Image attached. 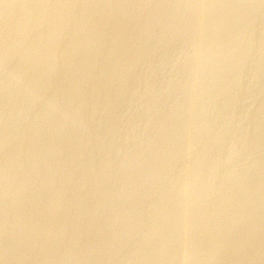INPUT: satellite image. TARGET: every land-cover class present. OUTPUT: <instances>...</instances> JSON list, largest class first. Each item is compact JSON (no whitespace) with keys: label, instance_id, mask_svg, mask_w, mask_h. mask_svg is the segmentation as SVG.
<instances>
[{"label":"rangeland","instance_id":"1","mask_svg":"<svg viewBox=\"0 0 264 264\" xmlns=\"http://www.w3.org/2000/svg\"><path fill=\"white\" fill-rule=\"evenodd\" d=\"M2 1L0 264H262L264 0Z\"/></svg>","mask_w":264,"mask_h":264},{"label":"bare ground","instance_id":"2","mask_svg":"<svg viewBox=\"0 0 264 264\" xmlns=\"http://www.w3.org/2000/svg\"><path fill=\"white\" fill-rule=\"evenodd\" d=\"M0 1H2V0H0ZM78 1V0H77ZM106 1V0H105ZM202 1V0H201ZM225 1V0H224ZM224 1H223V3H224ZM3 2V1H2ZM16 2V1H15ZM18 2V1H17ZM38 2V1H37ZM67 2V1H66ZM236 2V1H235ZM46 3V2H45ZM182 3V2H181ZM199 3V2H198ZM10 4V3H9ZM14 4H16V3H14ZM19 4V3H18ZM40 4H42V3H40ZM127 4V3H126ZM153 4V3H152ZM113 5V4H112ZM116 5V4H115ZM2 6V5H1ZM0 6V7H1ZM40 6V5H39ZM231 6V5H230ZM47 7V6H46ZM101 7V6H100ZM137 7V6H136ZM202 7V6H201ZM18 8V7H17ZM224 8V7H223ZM6 9V8H5ZM78 9V8H77ZM149 9V8H148ZM136 10V9H135ZM164 10V9H163ZM9 11V10H8ZM209 11V10H208ZM248 11V10H247ZM24 12V11H23ZM76 12V11H75ZM197 12V11H196ZM54 13V12H53ZM180 13V12H179ZM245 13V12H244ZM251 13V12H250ZM28 14V13H27ZM40 14V13H39ZM206 14V13H205ZM204 15V14H203ZM216 16V15H215ZM221 16V15H220ZM46 18H47V16H46ZM201 18V17H200ZM222 18H223V16H222ZM238 18V17H237ZM101 19V18H100ZM204 19H205V17H204ZM13 20V19H12ZM80 20H82V19H79V21ZM226 20V19H225ZM23 21V20H22ZM35 21V20H34ZM39 21V20H38ZM205 21V20H204ZM219 21V20H218ZM62 22V21H61ZM168 22V21H167ZM186 22V21H185ZM192 22V21H191ZM263 22V21H262ZM26 23V22H25ZM67 23V22H66ZM101 23V22H100ZM129 23V22H128ZM140 23V22H139ZM196 23V22H195ZM204 23V22H203ZM13 24V23H12ZM76 24V23H75ZM156 24V23H155ZM41 25V24H40ZM63 25V24H62ZM131 25V24H130ZM229 25V24H228ZM4 26V25H3ZM24 26V25H23ZM69 26V25H68ZM67 26V27H68ZM72 26V25H71ZM101 26V25H100ZM12 27V26H11ZM19 27V26H18ZM22 27V26H21ZM27 27V26H26ZM39 27V26H38ZM49 27V26H48ZM60 27V26H59ZM211 27V26H210ZM232 27V26H231ZM230 27V28H231ZM28 28V27H27ZM56 28H57V26H56ZM61 28V27H60ZM63 28V27H62ZM74 28V27H73ZM123 28V27H122ZM149 28V27H148ZM199 28V27H198ZM201 28V27H200ZM78 29V28H77ZM205 29V28H204ZM232 29V28H231ZM14 30V29H13ZM22 30H24V28L22 29ZM22 30H21V32H22ZM41 30V29H40ZM57 30V29H56ZM76 30V29H75ZM114 30V29H113ZM123 30V29H122ZM185 30V29H184ZM29 31V30H28ZM58 31V30H57ZM197 31V30H196ZM25 32V31H24ZM62 32V31H61ZM198 32V31H197ZM235 32V31H234ZM262 32V31H261ZM20 33V32H19ZM35 33V32H34ZM55 33H56V31H55ZM59 33V32H58ZM65 33V32H64ZM107 33V32H106ZM192 33V32H191ZM195 33V32H194ZM17 34H18V32H17ZM196 34V33H195ZM256 34V33H255ZM30 35V34H29ZM53 35V34H52ZM95 35V34H94ZM213 35V34H212ZM54 36V35H53ZM78 36V35H77ZM33 37V36H32ZM141 37V36H140ZM203 37V36H202ZM12 38V37H11ZM19 38V37H18ZM83 38V37H82ZM94 38H96V37H94ZM101 38V37H100ZM3 39V38H2ZM91 38H89V40H90ZM93 39V38H92ZM125 39V38H124ZM132 39V38H131ZM208 39V38H207ZM36 40V39H35ZM54 40H55V38H54ZM95 40V39H94ZM93 40V41H94ZM97 40V39H96ZM110 40V39H109ZM238 40V39H237ZM236 40V41H237ZM8 41V40H7ZM17 41V40H16ZM39 41V40H38ZM73 41V40H72ZM83 41H84V39H83ZM93 41H89V42H93ZM53 42V41H52ZM78 42V41H77ZM176 42V41H175ZM203 42V41H202ZM221 42V41H220ZM14 43V42H13ZM61 43V42H60ZM69 43V42H68ZM128 43V42H127ZM226 43V42H225ZM11 44V43H10ZM28 44V43H27ZM73 44V43H72ZM147 44V43H146ZM81 45V44H80ZM115 45V44H114ZM17 46V45H16ZM29 46V45H28ZM41 46V45H40ZM71 46V45H70ZM140 46V45H139ZM182 46V45H181ZM210 46V45H209ZM79 47H81V46H79ZM152 47V46H151ZM17 48V47H16ZM50 48V47H49ZM48 48V49H49ZM65 48V47H64ZM72 48V47H71ZM93 48V47H92ZM229 48V47H228ZM255 48V47H254ZM27 49V48H26ZM39 49V48H38ZM58 49V48H57ZM192 49V48H191ZM203 49V48H202ZM20 50V49H19ZM102 50V49H101ZM135 50V49H134ZM188 50V49H187ZM24 51H25V49H24ZM28 51V50H27ZM41 51V50H40ZM48 51V50H47ZM60 51V50H59ZM100 51V50H99ZM233 51V50H232ZM11 52V51H10ZM18 52V51H17ZM106 52H108V50H106ZM167 52V51H166ZM218 52V51H217ZM226 52V51H225ZM13 53V52H12ZM27 53V52H26ZM76 53V52H75ZM85 53V52H84ZM96 53V52H95ZM17 54V53H16ZM38 54H40L39 52H38ZM37 54V55H38ZM52 54V53H51ZM147 54V53H146ZM202 54V53H201ZM236 54V53H235ZM4 56H5V54H3ZM45 55V54H44ZM68 55V54H67ZM0 56H2V55H0ZM50 56V55H49ZM62 56H63V54H62ZM70 56V55H69ZM140 56V55H139ZM79 57V56H78ZM86 57V56H85ZM25 58V57H24ZM53 59H54V57H52ZM60 58V57H59ZM118 58V57H117ZM139 58V57H138ZM227 58V57H226ZM1 59V58H0ZM31 59V58H30ZM41 59V58H40ZM56 59H58V58H56ZM68 59V58H67ZM93 59H94V57H93ZM149 59V58H148ZM201 59V58H200ZM3 60H4V58H3ZM28 60V59H27ZM33 60V59H32ZM63 60V59H62ZM89 60V59H88ZM99 60V59H98ZM131 60V59H130ZM147 60V59H146ZM23 61V60H22ZM24 61H25V59H24ZM1 62V61H0ZM56 62V61H55ZM87 62V61H86ZM5 63V62H4ZM7 63V62H6ZM37 64V63H36ZM68 64V63H67ZM75 64V63H74ZM89 64V63H88ZM98 64H100V63H98ZM15 65V64H14ZM28 65V64H27ZM38 65V64H37ZM48 65V64H47ZM60 65V64H59ZM76 65V64H75ZM110 65H111V63H110ZM260 65V64H259ZM36 66V65H35ZM17 67V66H16ZM21 67V66H20ZM52 67V66H51ZM61 67V66H60ZM67 67V66H66ZM90 67V66H89ZM43 68H44V66H43ZM42 68V69H43ZM17 69V68H16ZM32 69H33V67H32ZM52 69V68H51ZM70 69V68H69ZM76 69V68H75ZM90 69V68H89ZM98 69H99V67H98ZM17 70H19V69H17ZM21 70V69H20ZM19 70V71H20ZM28 70V69H27ZM61 70V69H60ZM88 70V69H87ZM94 70H95V68H94ZM93 70V71H94ZM103 70V69H102ZM92 71V72H93ZM22 72V71H21ZM31 72V71H30ZM40 72V71H39ZM84 72H85V69H84ZM125 72V71H124ZM28 73V72H27ZM47 73V72H46ZM94 73V72H93ZM110 73V72H109ZM212 73V72H211ZM217 73V72H216ZM20 74V73H19ZM29 74V73H28ZM82 74V73H81ZM199 74V73H198ZM240 74V73H239ZM38 75H40V73L38 74ZM38 75H36L37 77H38ZM47 75V74H46ZM52 75V74H51ZM88 75V74H87ZM106 75V74H105ZM117 75V74H116ZM223 75V74H222ZM16 76V75H15ZM19 76V75H18ZM27 76V75H26ZM43 76V75H42ZM70 76H72V75H70ZM81 76V75H80ZM79 76V77H80ZM103 76V75H102ZM115 76V75H114ZM131 76V75H130ZM1 77V76H0ZM105 77V76H104ZM125 77V76H124ZM114 78V77H113ZM201 78V77H200ZM6 79V78H5ZM18 79V78H17ZM20 79V78H19ZM18 79V80H19ZM33 79V78H32ZM56 79V78H55ZM13 80V79H12ZM18 80H16V82L18 81ZM25 80V79H24ZM37 80V79H36ZM54 80V79H53ZM74 80V79H73ZM90 80V79H89ZM8 81V80H7ZM15 81V80H14ZM33 81V80H32ZM56 81V80H55ZM201 81V80H200ZM23 82V81H22ZM26 82V81H25ZM111 82H112V80H111ZM15 83V82H14ZM43 83V82H42ZM57 83V82H56ZM87 83V82H86ZM110 83V82H109ZM38 84V83H37ZM41 84V83H40ZM94 84V83H93ZM193 84V83H192ZM241 84V83H240ZM2 85V84H1ZM17 85V84H16ZM20 85H22V84H20ZM34 85V84H33ZM79 85V84H78ZM107 85V84H106ZM6 86V85H5ZM4 86V87H5ZM43 86V85H42ZM14 87V86H13ZM205 87V86H204ZM250 87V86H249ZM71 88H73V87H71ZM80 88V87H79ZM83 88V87H82ZM194 88V87H193ZM2 89V88H1ZM18 88H16V90H17ZM36 89V88H35ZM44 89V88H43ZM60 89V88H59ZM63 89V88H62ZM98 89V88H97ZM183 89V88H182ZM28 90V89H27ZM92 90V89H91ZM96 90V89H95ZM102 90V89H101ZM193 90V89H192ZM5 91V90H4ZM25 91H26V89H25ZM31 91V90H30ZM81 91V90H80ZM82 92V91H81ZM95 92V91H94ZM97 92V91H96ZM95 92V93H96ZM171 92V91H170ZM221 92V91H220ZM6 93V92H5ZM8 93V92H7ZM36 93V92H35ZM69 93V92H68ZM38 95H40L39 93H37ZM42 94V93H41ZM45 94V93H44ZM73 94V93H72ZM102 94V93H101ZM46 95V94H45ZM174 95V94H173ZM15 96V95H14ZM71 96V95H70ZM74 96V95H73ZM79 96V95H78ZM192 96V95H191ZM7 97V96H6ZM12 97V96H11ZM18 97H19V95H18ZM31 97V96H30ZM88 97V96H87ZM170 97V96H169ZM20 98V97H19ZM38 98V97H37ZM52 98V97H51ZM89 98V97H88ZM197 98V97H196ZM29 99V98H28ZM40 99H42V98H40ZM70 99V98H69ZM75 99V98H74ZM81 99V98H80ZM83 99V98H82ZM81 99V100H82ZM95 99H97V98H95ZM112 99V98H111ZM122 99V98H121ZM6 100V99H5ZM50 100V99H49ZM107 100V99H106ZM116 100V99H115ZM68 101V100H67ZM86 101V100H85ZM92 101V100H91ZM95 101V100H94ZM93 101V102H94ZM50 102V101H49ZM48 102V103H49ZM3 103V102H2ZM6 103H7V101H6ZM54 103V102H53ZM62 104V103H61ZM82 104V103H81ZM44 106V105H43ZM88 106V105H87ZM192 106V105H191ZM4 107V106H3ZM57 108H58V106H56ZM60 107H62V106H60ZM74 107V106H73ZM82 107V106H81ZM95 108V107H94ZM107 108V107H106ZM191 108V107H190ZM6 109H8V108H6ZM49 109V108H48ZM84 109V108H83ZM82 109V110H83ZM197 109V108H196ZM5 110V109H4ZM9 110V109H8ZM39 110V109H38ZM50 110H51V108H50ZM86 110V109H85ZM114 111H116V110H114ZM153 111V110H152ZM154 112V111H153ZM149 113H150V111H149ZM31 114V113H30ZM53 114V113H52ZM72 114V113H71ZM185 114V113H184ZM8 115V114H7ZM50 115V114H49ZM150 115V114H149ZM158 115V114H157ZM178 115V114H177ZM9 116V115H8ZM71 116V115H70ZM50 117V116H49ZM120 117V116H119ZM189 117V116H188ZM203 117V116H202ZM46 118H47V116H46ZM2 119H3V117H2ZM57 119V118H56ZM145 119V118H144ZM1 120V119H0ZM5 120V119H4ZM18 120V119H17ZM22 120V119H21ZM58 120V119H57ZM88 120V119H87ZM28 121V120H27ZM114 121V120H113ZM159 121V120H158ZM5 122V121H4ZM48 122V121H47ZM53 122V121H52ZM100 122V121H99ZM141 122V121H140ZM49 123V122H48ZM57 123V122H56ZM46 124V123H45ZM65 124V123H64ZM63 124V125H64ZM110 124V123H109ZM217 124V123H216ZM73 125V124H72ZM76 125V124H75ZM74 125V126H75ZM52 126V125H51ZM82 126V125H81ZM113 126H114V124H113ZM7 127V126H6ZM13 127V126H12ZM59 127V126H58ZM79 127V126H78ZM61 128V127H60ZM64 128V127H63ZM75 129V128H74ZM173 129V128H172ZM175 129V128H174ZM143 130V129H142ZM17 132V131H16ZM172 132V131H171ZM6 133V132H5ZM8 133V132H7ZM15 133V132H14ZM45 133V132H44ZM143 133V132H142ZM168 133V132H167ZM148 134V133H147ZM186 134V133H185ZM14 135V134H13ZM95 135V134H94ZM23 136V135H22ZM170 136V135H169ZM172 136V135H171ZM40 137H42V136H40ZM74 137V136H73ZM14 138V137H13ZM22 138V137H21ZM77 138V137H76ZM2 139V138H1ZM9 139V138H8ZM37 139V138H36ZM73 139V138H72ZM3 140V139H2ZM1 140V141H2ZM46 141H47V139H45ZM68 140V139H67ZM77 140H79V139H77ZM20 141V140H19ZM18 141V142H19ZM35 141V140H34ZM54 141H55V139H54ZM107 141V140H106ZM48 142V141H47ZM63 143V142H62ZM75 143V142H74ZM148 143V142H147ZM161 143V142H160ZM170 143V142H169ZM22 144H23V142H22ZM50 144V143H49ZM65 144V143H64ZM162 144V143H161ZM77 145V144H76ZM75 145V146H76ZM204 145V144H203ZM210 145V144H209ZM41 146V145H40ZM39 146V147H40ZM44 146V145H43ZM68 146V145H67ZM168 146V145H167ZM23 147V146H22ZM53 147V146H52ZM77 147V146H76ZM75 147V148H76ZM80 147V146H79ZM127 147V146H126ZM221 147V146H220ZM22 149H24V148H22ZM53 149V148H52ZM82 149V148H81ZM164 149V148H163ZM36 150H38V149H36ZM43 150V149H42ZM63 150V149H62ZM18 151V150H17ZM34 151V150H33ZM44 151V150H43ZM51 151V150H50ZM42 152V151H41ZM70 152V151H69ZM115 152V151H114ZM165 152V151H164ZM73 153V152H72ZM19 154V153H18ZM44 154V153H43ZM53 154V153H52ZM51 154V155H52ZM188 154V153H187ZM37 155V154H36ZM55 155V154H54ZM39 156V155H38ZM60 156V155H59ZM79 156V155H78ZM164 156V155H163ZM17 157V156H16ZM23 157V156H22ZM73 157V156H72ZM162 157V156H161ZM194 157V156H193ZM24 158V157H23ZM55 158V157H54ZM132 158V157H131ZM165 158V157H164ZM64 159V158H63ZM123 159V158H122ZM175 159V158H174ZM25 160V159H24ZM66 160V159H65ZM70 160H71V156H70ZM81 160V159H80ZM85 160V159H84ZM209 160V159H208ZM18 161V160H17ZM31 162V161H30ZM37 162V161H36ZM45 162V161H44ZM130 163V162H129ZM159 163V162H158ZM9 164V163H8ZM32 164V163H31ZM40 164V163H39ZM38 165V164H37ZM47 165V164H46ZM55 165V164H54ZM177 165V164H176ZM53 166V165H52ZM57 166V165H56ZM130 166V165H129ZM208 166V165H207ZM9 167V166H8ZM99 167V166H98ZM156 167V166H155ZM250 167V166H249ZM48 168V167H47ZM175 168V167H174ZM177 168V167H176ZM183 168V167H182ZM6 169V168H5ZM217 169V168H216ZM247 169V168H246ZM60 170V169H59ZM186 170V169H185ZM202 170V169H201ZM19 171V170H18ZM54 171V170H53ZM157 171V170H156ZM5 172V171H4ZM49 172V171H48ZM56 172V171H55ZM128 172V171H127ZM135 173V172H134ZM228 173V172H227ZM54 174V173H53ZM122 174V173H121ZM188 174V173H187ZM2 176V175H1ZM48 176V175H47ZM171 176V175H170ZM9 177V176H8ZM49 178V177H48ZM37 179V178H36ZM171 179V178H170ZM185 179V178H184ZM200 179V178H199ZM5 180V179H4ZM1 181V180H0ZM6 181V180H5ZM164 181V180H163ZM232 182V181H231ZM48 183V182H47ZM105 183V182H104ZM200 183V182H199ZM76 184H77V182H76ZM260 184V183H259ZM47 185V184H46ZM131 185V184H130ZM226 185V184H225ZM243 185V184H242ZM11 186V185H10ZM163 186V185H162ZM123 187V186H122ZM3 189V188H2ZM29 189V188H28ZM169 189V188H168ZM4 190V189H3ZM125 190V189H124ZM160 190H161V188H160ZM30 191V190H29ZM182 191V190H181ZM250 191V190H249ZM9 192V191H8ZM258 192V191H257ZM256 192V193H257ZM227 193V192H226ZM22 194V193H21ZM20 194V195H21ZM35 194V193H34ZM158 194V193H157ZM16 196V195H15ZM116 196V195H115ZM21 197V196H20ZM81 197V196H80ZM186 197V196H185ZM47 198V197H46ZM97 198V197H96ZM214 199V198H213ZM18 200V199H17ZM237 200V199H236ZM263 200V199H262ZM52 201V200H51ZM171 201V200H170ZM212 201V200H211ZM264 201V200H263ZM33 202V201H32ZM34 203V202H33ZM226 203V202H225ZM7 204V203H6ZM239 204V203H238ZM262 204V203H261ZM30 205V204H29ZM142 205V204H141ZM157 205V204H156ZM48 206V205H47ZM51 206V205H50ZM59 206V205H58ZM148 206V205H147ZM146 206V207H147ZM56 207V206H55ZM86 207V206H85ZM144 207V206H143ZM11 208V207H10ZM81 208V207H80ZM178 208V207H177ZM45 209V208H44ZM153 209V208H152ZM185 209V208H184ZM242 209V208H241ZM17 210V209H16ZM71 210V209H70ZM127 210V209H126ZM245 210V209H244ZM150 211V210H149ZM28 212V211H27ZM239 212V211H238ZM249 212V211H248ZM258 212V211H257ZM30 213H32V212H30ZM110 213V212H109ZM163 213H164V211H163ZM205 213V212H204ZM210 213V212H209ZM226 213V212H225ZM237 213V212H236ZM240 213V212H239ZM17 214V213H16ZM34 214V213H33ZM147 214V213H146ZM253 214V213H252ZM8 215V214H7ZM148 215V214H147ZM6 216V215H5ZM11 216V215H10ZM235 216V215H234ZM239 216V215H238ZM9 217V216H8ZM15 217V216H14ZM38 217V216H37ZM194 217V216H193ZM207 217V216H206ZM210 217V216H209ZM219 217V216H218ZM241 217V216H240ZM239 217V218H240ZM11 218V217H10ZM252 218V217H251ZM58 219V218H57ZM95 219V218H94ZM130 219V218H129ZM202 219V218H201ZM234 219V218H233ZM235 219H236V217H235ZM258 219V218H257ZM18 220V219H17ZM249 220V219H248ZM252 220V219H251ZM261 220V219H260ZM23 221H24V219H23ZM220 222V221H219ZM236 222V221H235ZM240 222V221H239ZM251 222V221H250ZM255 222V221H254ZM16 223V222H15ZM93 223V222H92ZM69 224V223H68ZM258 224V223H257ZM5 225V224H4ZM259 225V224H258ZM48 226V225H47ZM69 226V225H68ZM97 226V225H96ZM181 226V225H180ZM188 226H189V224H188ZM261 226V225H260ZM16 227V226H15ZM14 227V228H15ZM33 227V226H32ZM164 227V226H163ZM233 227H234V225H233ZM252 227H254L253 225H252ZM252 227H250V230H251V228ZM262 227L263 226H261V227H256V224H255V228H253L254 230H252V231H254V232H259L260 230H262ZM53 228V227H52ZM118 229V228H117ZM224 229H225V227H224ZM249 229V228H248ZM23 230V229H22ZM229 230V229H228ZM10 231V230H9ZM45 231V230H44ZM61 231V230H60ZM48 232V231H47ZM248 232V231H247ZM261 232V231H260ZM46 233V232H45ZM56 234V233H55ZM149 234V233H148ZM231 234V233H230ZM246 234V233H245ZM244 234V235H245ZM250 235V234H249ZM258 235V234H257ZM262 235V234H261ZM24 236V235H23ZM22 236V237H23ZM52 237V236H51ZM57 237H58V235H57ZM219 237V236H218ZM246 237V236H245ZM84 238V237H83ZM223 238V237H222ZM225 238V237H224ZM250 238V237H249ZM263 238V237H262ZM158 239V238H157ZM219 239V238H218ZM15 240V239H14ZM226 240V239H225ZM242 240V239H241ZM258 240V239H257ZM131 241V240H130ZM137 241V240H136ZM252 241V240H251ZM189 242V241H188ZM12 243V242H11ZM253 243V242H252ZM8 244V243H7ZM241 244V243H240ZM247 244V243H246ZM263 244V243H262ZM4 245V244H3ZM12 245V244H11ZM59 245V244H58ZM154 245V244H153ZM168 245H169V243H168ZM237 245V244H236ZM242 245V244H241ZM253 245V244H252ZM183 246V245H182ZM254 246V245H253ZM257 246V245H256ZM260 246V245H259ZM13 247V246H12ZM65 247V246H64ZM130 247V246H129ZM234 247V246H233ZM20 248V247H19ZM201 248V247H200ZM238 247H236V249H237ZM255 248H258L257 250H259V247H255ZM261 248H263V246L261 247ZM36 249V248H35ZM68 249H69V247H68ZM239 249V248H238ZM253 249V248H252ZM63 250V249H62ZM88 250V249H87ZM235 250V249H234ZM233 250V251H234ZM249 250V249H248ZM67 251V250H66ZM260 252H258L259 254L261 253L262 254V250L260 249L259 250ZM262 251V252H261ZM84 252V251H83ZM229 252V251H228ZM239 252V251H238ZM243 253V252H242ZM249 253V252H248ZM140 254V253H139ZM221 254H222V252H221ZM251 254L252 253H250V256H251ZM254 254H257V253H254ZM264 254V253H263ZM262 254V256H264ZM199 255V254H198ZM249 255V254H248ZM207 256V255H206ZM235 256L236 255H234V258H235ZM242 256V255H241ZM256 256V255H255ZM258 256H260V255H258ZM261 256V257H262ZM83 257V256H82ZM113 257V256H112ZM245 257H248V256H245ZM244 257V258H245ZM251 257H254V256H251ZM64 258V257H63ZM238 258H240V257H238ZM242 258V257H241ZM264 258V257H263ZM262 258V259H263ZM249 258H247V260H248ZM262 259H260L259 260V262L262 260ZM13 260H15V259H13ZM124 260V259H123ZM243 260V259H242ZM245 260V259H244ZM55 261V260H54ZM75 261V260H74ZM231 261V260H230ZM246 261V260H245ZM244 261V262H245ZM253 261V260H252ZM256 261H257V259H256ZM263 261H264V259H263ZM5 262V261H4ZM70 262V261H69ZM199 262V261H198ZM262 262V261H261ZM158 263V262H157ZM200 263V262H199ZM240 263H242L241 261H240ZM256 262L254 261V264H255ZM23 264V263H22ZM58 264V263H57ZM204 264V263H203ZM232 264H233V262H232ZM235 264V263H234ZM236 264H237V262H236ZM245 264V263H244ZM251 264V263H250ZM262 264H264V262L262 263Z\"/></svg>","mask_w":264,"mask_h":264}]
</instances>
